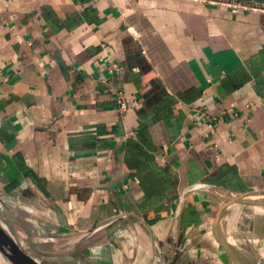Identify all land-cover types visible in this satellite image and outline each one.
<instances>
[{
    "label": "crops",
    "instance_id": "crops-1",
    "mask_svg": "<svg viewBox=\"0 0 264 264\" xmlns=\"http://www.w3.org/2000/svg\"><path fill=\"white\" fill-rule=\"evenodd\" d=\"M263 102L264 13L0 0V198L47 255L17 242L40 264H238L221 239L254 259L241 220L264 210L217 219L264 194Z\"/></svg>",
    "mask_w": 264,
    "mask_h": 264
},
{
    "label": "water",
    "instance_id": "water-1",
    "mask_svg": "<svg viewBox=\"0 0 264 264\" xmlns=\"http://www.w3.org/2000/svg\"><path fill=\"white\" fill-rule=\"evenodd\" d=\"M254 205L264 210V194H246L240 197H234L232 201L226 204L220 211L217 219V226L225 221L230 210L244 206ZM13 225L20 226L27 234L31 248L41 255H47L36 248L33 242L32 232L27 223L19 215L13 212L11 208L0 198V252L11 264H40L34 261L21 248L14 236ZM227 254L238 264H260L261 257L254 251V259L243 255L236 248L220 240Z\"/></svg>",
    "mask_w": 264,
    "mask_h": 264
},
{
    "label": "built area",
    "instance_id": "built-area-1",
    "mask_svg": "<svg viewBox=\"0 0 264 264\" xmlns=\"http://www.w3.org/2000/svg\"><path fill=\"white\" fill-rule=\"evenodd\" d=\"M204 5H211L216 7L227 8L234 12H260L264 13V1L263 0H192ZM116 65L109 67V72L113 73L117 70ZM118 110L122 113L128 110V97L125 92L121 91L117 93ZM249 107V106H247ZM264 108V102L262 103ZM196 113H203L201 108H194Z\"/></svg>",
    "mask_w": 264,
    "mask_h": 264
},
{
    "label": "rangeland",
    "instance_id": "rangeland-1",
    "mask_svg": "<svg viewBox=\"0 0 264 264\" xmlns=\"http://www.w3.org/2000/svg\"><path fill=\"white\" fill-rule=\"evenodd\" d=\"M246 214V213H245ZM247 216L243 217L244 220H241L243 225L249 227L250 230L244 229L245 227H242V231L240 232V239L242 241V245L247 247V243L250 242L255 245V250L260 251L261 255L264 254V212L254 213V211L248 212ZM25 248H28V244L25 240H22ZM259 247V248H257ZM250 251V250H249Z\"/></svg>",
    "mask_w": 264,
    "mask_h": 264
}]
</instances>
